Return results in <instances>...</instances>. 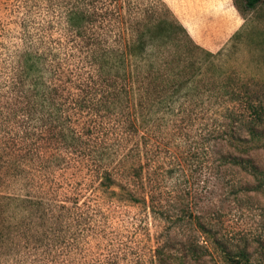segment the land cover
Segmentation results:
<instances>
[{
    "label": "trees",
    "instance_id": "16d2710c",
    "mask_svg": "<svg viewBox=\"0 0 264 264\" xmlns=\"http://www.w3.org/2000/svg\"><path fill=\"white\" fill-rule=\"evenodd\" d=\"M52 6L49 26L24 37L6 81L14 97L0 160L9 159L29 193H0V236L13 230L49 247L51 239L66 238L70 224L92 229L95 194L163 216L146 176L156 166L152 134L167 113L194 114L211 102L233 104L213 129L216 145L228 148L215 150L217 175L237 168L264 190V169L251 157L264 149V86L218 64L224 49L198 44L164 0H54ZM179 214L193 220L188 205ZM177 240L169 249L181 246L184 258L206 254L194 236ZM214 240L226 264H255L247 245Z\"/></svg>",
    "mask_w": 264,
    "mask_h": 264
},
{
    "label": "rangeland",
    "instance_id": "374dc122",
    "mask_svg": "<svg viewBox=\"0 0 264 264\" xmlns=\"http://www.w3.org/2000/svg\"><path fill=\"white\" fill-rule=\"evenodd\" d=\"M164 1L198 44L213 52L225 50L218 64L264 86V0L255 9L247 8V0ZM53 2L0 0L1 156L5 126L9 124L6 116L14 97L6 86L10 69L24 45V37L49 26ZM226 106L233 104L211 102L203 111L183 112L176 117L167 113L161 128L152 134L150 145L156 166L148 168L151 173L147 171L146 176L153 179L151 194L163 216L145 205L117 202L106 193L100 198L95 194L92 203L99 214L92 229L82 230L79 222L70 224L66 238L55 242L51 239L49 247L43 246L45 241L4 231V238L0 236V264H226L214 238L234 248L247 245L255 264H264V190H256L255 178L237 168L223 169L219 176L213 168L218 154L215 150H228L224 142L216 145L219 140L213 134L215 122L219 118L223 121ZM251 153L264 169V149ZM10 165L9 159L2 157L0 193L26 195V181L15 178ZM72 204L68 202L71 207ZM187 205L192 221L179 214ZM196 221L204 223L211 233ZM189 236L197 238L203 247H198L199 253L206 251L200 259L184 258L179 245L169 249L177 239ZM162 245L167 248L159 253L157 248Z\"/></svg>",
    "mask_w": 264,
    "mask_h": 264
}]
</instances>
